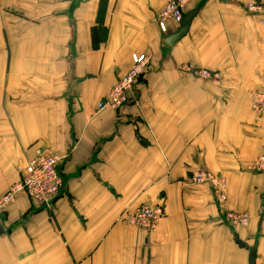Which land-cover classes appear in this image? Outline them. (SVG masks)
<instances>
[{
    "label": "crops",
    "instance_id": "crops-1",
    "mask_svg": "<svg viewBox=\"0 0 264 264\" xmlns=\"http://www.w3.org/2000/svg\"><path fill=\"white\" fill-rule=\"evenodd\" d=\"M249 1L191 0L172 45L157 17L165 0H0V197L38 148L63 157L52 210L20 196L0 214V264H264V17ZM146 56L126 104L96 105ZM220 75L215 84L180 66ZM197 171L224 179L227 200ZM160 203L146 231L125 210ZM227 212L246 213V226ZM235 237L247 248L239 247Z\"/></svg>",
    "mask_w": 264,
    "mask_h": 264
},
{
    "label": "built area",
    "instance_id": "built-area-1",
    "mask_svg": "<svg viewBox=\"0 0 264 264\" xmlns=\"http://www.w3.org/2000/svg\"><path fill=\"white\" fill-rule=\"evenodd\" d=\"M47 1L56 2L59 0ZM190 1L165 0L164 8L157 17V24L162 34L168 33L169 23L180 26ZM245 9L252 15L264 17V3L262 2L249 1L245 4ZM131 61L130 70L114 84L106 97L97 103V113L105 110H116L127 103L135 82L144 71L147 57L133 55ZM178 71L215 84L220 83V75L216 72L196 69L189 65L180 66ZM249 104L252 113L257 116H264V92H250ZM62 160V156L47 148L36 149L27 162L22 179L18 183L9 186L7 191L0 197V214L5 212L20 196H26L35 206L44 211L52 210L54 200L63 188V180L58 172V166ZM249 171L264 172V155L259 156L251 164ZM187 184L189 186L207 184L218 202L224 203L227 200L224 179L210 172L197 171L192 173ZM163 216L164 211L160 203H145L134 210L123 211L118 220L130 227L152 231ZM224 217L231 225L246 226L248 224V215L243 212H227Z\"/></svg>",
    "mask_w": 264,
    "mask_h": 264
},
{
    "label": "water",
    "instance_id": "water-1",
    "mask_svg": "<svg viewBox=\"0 0 264 264\" xmlns=\"http://www.w3.org/2000/svg\"><path fill=\"white\" fill-rule=\"evenodd\" d=\"M191 16H192L191 13L184 14L183 15L182 21L180 23V29H179V31L175 35H173L170 38H168V39L165 40V43L167 45L174 44L186 32L187 27H188V24H189V21L191 19ZM235 242H236V244L239 247H241V248H247V246L245 244L241 243L236 237H235ZM254 256H255V251H254V249H251L249 251L248 264H254Z\"/></svg>",
    "mask_w": 264,
    "mask_h": 264
}]
</instances>
